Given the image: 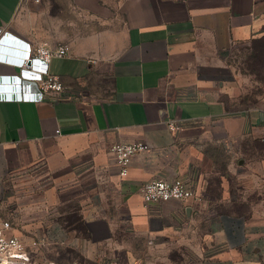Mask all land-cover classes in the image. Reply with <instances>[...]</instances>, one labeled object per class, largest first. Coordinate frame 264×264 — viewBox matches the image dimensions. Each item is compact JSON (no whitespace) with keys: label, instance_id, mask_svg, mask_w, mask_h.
<instances>
[{"label":"crops","instance_id":"crops-1","mask_svg":"<svg viewBox=\"0 0 264 264\" xmlns=\"http://www.w3.org/2000/svg\"><path fill=\"white\" fill-rule=\"evenodd\" d=\"M261 38L264 0H0V221L35 263L264 264V97L228 62ZM26 43L70 53L21 67ZM156 177L196 199L145 202Z\"/></svg>","mask_w":264,"mask_h":264},{"label":"built area","instance_id":"built-area-1","mask_svg":"<svg viewBox=\"0 0 264 264\" xmlns=\"http://www.w3.org/2000/svg\"><path fill=\"white\" fill-rule=\"evenodd\" d=\"M26 44L23 57L13 59L21 67H31L29 63L33 60L50 63L54 58L65 57L70 53L68 44H60L58 46H49L45 43H39L34 46L30 43ZM13 79L22 80L19 75H16ZM38 84L44 94H59L65 89L60 77L49 72H45L39 78ZM14 98L13 96L0 97V99L7 100ZM57 133H59V130H57ZM149 148L150 146L145 142L115 144L112 147V151L115 153L118 164L121 167V175L127 176L132 158ZM141 195L145 202L157 203L172 199L187 201L197 197L195 191L181 178L168 180L158 177L150 179L142 185ZM11 229L12 225L9 221H0V264H36L34 259L39 253L40 243L38 241L27 243L18 235L9 233ZM89 264H118V262L116 260H108Z\"/></svg>","mask_w":264,"mask_h":264},{"label":"rangeland","instance_id":"rangeland-1","mask_svg":"<svg viewBox=\"0 0 264 264\" xmlns=\"http://www.w3.org/2000/svg\"><path fill=\"white\" fill-rule=\"evenodd\" d=\"M230 54V53H229ZM228 62L244 80L246 93L250 99L260 100L264 97V38L248 46L241 45L237 51L228 56ZM255 198H260L255 196Z\"/></svg>","mask_w":264,"mask_h":264},{"label":"water","instance_id":"water-1","mask_svg":"<svg viewBox=\"0 0 264 264\" xmlns=\"http://www.w3.org/2000/svg\"><path fill=\"white\" fill-rule=\"evenodd\" d=\"M7 49H9V50H10V49H11V47H7ZM2 85H3V84L1 83V84H0V89L5 87V86H2Z\"/></svg>","mask_w":264,"mask_h":264},{"label":"trees","instance_id":"trees-1","mask_svg":"<svg viewBox=\"0 0 264 264\" xmlns=\"http://www.w3.org/2000/svg\"><path fill=\"white\" fill-rule=\"evenodd\" d=\"M261 39H263V38H261Z\"/></svg>","mask_w":264,"mask_h":264}]
</instances>
